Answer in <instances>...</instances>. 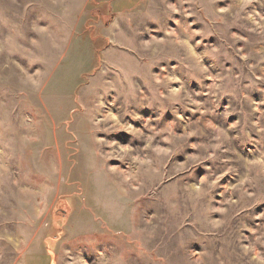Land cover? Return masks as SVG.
I'll return each instance as SVG.
<instances>
[{"label": "rangeland", "instance_id": "obj_1", "mask_svg": "<svg viewBox=\"0 0 264 264\" xmlns=\"http://www.w3.org/2000/svg\"><path fill=\"white\" fill-rule=\"evenodd\" d=\"M0 264H264V0H0Z\"/></svg>", "mask_w": 264, "mask_h": 264}, {"label": "crops", "instance_id": "obj_2", "mask_svg": "<svg viewBox=\"0 0 264 264\" xmlns=\"http://www.w3.org/2000/svg\"><path fill=\"white\" fill-rule=\"evenodd\" d=\"M139 8H143L142 6H139V5H137L134 9H139ZM116 18V17H115Z\"/></svg>", "mask_w": 264, "mask_h": 264}]
</instances>
